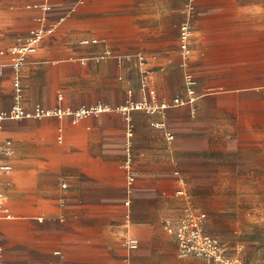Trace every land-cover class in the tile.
I'll use <instances>...</instances> for the list:
<instances>
[{
    "label": "crops",
    "instance_id": "0c3cea01",
    "mask_svg": "<svg viewBox=\"0 0 264 264\" xmlns=\"http://www.w3.org/2000/svg\"><path fill=\"white\" fill-rule=\"evenodd\" d=\"M37 1L0 0V111L15 103L9 46L60 21L20 73L19 104L43 113L2 122L3 264H206L166 230L186 207L213 236L221 208L249 207L264 247V0ZM240 251L228 257L264 263Z\"/></svg>",
    "mask_w": 264,
    "mask_h": 264
},
{
    "label": "built area",
    "instance_id": "2783aa9c",
    "mask_svg": "<svg viewBox=\"0 0 264 264\" xmlns=\"http://www.w3.org/2000/svg\"><path fill=\"white\" fill-rule=\"evenodd\" d=\"M195 0H188L189 3H193ZM49 5V0H39L34 3L36 8L46 10ZM38 26L29 30L28 35L25 37L24 42L19 45H14L9 48L10 53L12 54L11 67L13 69V86L15 89V103L7 111H0V132L2 129V122L5 119H18L23 117L30 116H39L43 113V110L39 107H36L34 113H31L25 110L20 104L19 101L22 97L21 89L19 85L20 73L22 67L25 63L26 54L36 50L40 40L48 33L55 28V26L60 22L56 21L51 25H47L44 20ZM192 30L188 23L184 22L180 25L179 31V47L180 52L183 57H187L190 53L188 42L191 37ZM95 41V40H94ZM185 81L188 86L187 92L189 95V100L194 101L195 94L193 90L194 78L191 73H186ZM178 102L179 99L174 100ZM137 107H144L149 111H155L158 107L151 105L146 101L136 105ZM160 108L164 107V104L159 105ZM101 110V108H97ZM57 114H61L63 111L56 109L54 111ZM47 113V112H46ZM89 113V110L80 109L75 112L77 117L84 116ZM157 126L163 127V123H157ZM169 138H172L171 134H168ZM10 140L2 139L0 137V173L10 170V165L4 162L1 158L2 155H8L10 150ZM132 180V177H129V181ZM6 195L0 189V218L12 217L8 206L5 204ZM205 219L206 214L202 211H197L192 207H186L183 217H181L175 225H167L166 230L170 233H173L178 241V247L180 254L185 255H197L204 257L207 261L206 264H236V260H232L227 255V249L222 244V242L216 237L205 231ZM129 244L134 246L136 240L133 238L129 239ZM3 258L2 246L0 243V264Z\"/></svg>",
    "mask_w": 264,
    "mask_h": 264
},
{
    "label": "rangeland",
    "instance_id": "374dc122",
    "mask_svg": "<svg viewBox=\"0 0 264 264\" xmlns=\"http://www.w3.org/2000/svg\"><path fill=\"white\" fill-rule=\"evenodd\" d=\"M10 47L12 46H9V48ZM248 208L249 207L244 205L228 206V209L223 207L221 208L222 211L219 210L217 212L215 221L211 223V227L216 230L214 235H216V237L226 247L227 255L228 249H230V252H233L235 248H240L242 262L247 258L248 261H251L254 255H256L259 251L262 252L264 250V247L258 245L259 239L256 230L248 228L247 223L243 220L244 211ZM253 213L255 218L260 216L264 217V201L263 206L261 208L256 207V211ZM229 238L233 240V242L230 243Z\"/></svg>",
    "mask_w": 264,
    "mask_h": 264
},
{
    "label": "bare ground",
    "instance_id": "6f19581e",
    "mask_svg": "<svg viewBox=\"0 0 264 264\" xmlns=\"http://www.w3.org/2000/svg\"><path fill=\"white\" fill-rule=\"evenodd\" d=\"M236 262H238V261H236Z\"/></svg>",
    "mask_w": 264,
    "mask_h": 264
}]
</instances>
